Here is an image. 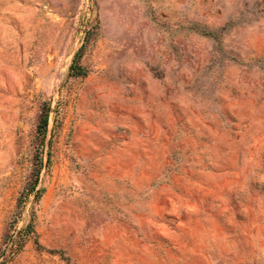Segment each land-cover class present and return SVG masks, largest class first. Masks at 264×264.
Returning a JSON list of instances; mask_svg holds the SVG:
<instances>
[{"label": "rangeland", "instance_id": "rangeland-1", "mask_svg": "<svg viewBox=\"0 0 264 264\" xmlns=\"http://www.w3.org/2000/svg\"><path fill=\"white\" fill-rule=\"evenodd\" d=\"M3 261L264 264V0H0Z\"/></svg>", "mask_w": 264, "mask_h": 264}, {"label": "trees", "instance_id": "trees-1", "mask_svg": "<svg viewBox=\"0 0 264 264\" xmlns=\"http://www.w3.org/2000/svg\"><path fill=\"white\" fill-rule=\"evenodd\" d=\"M76 58L73 60V63L70 66L69 75L72 77H83L86 75V72L76 64ZM48 126V108L45 104H43L40 114L38 116V121L36 125V132H35V140L37 149H41L44 145V138L46 135ZM38 167L36 170L31 172L29 181L23 187V190L20 193V197L18 198L17 206L20 207L23 204V199H26L27 195L32 193L36 187V183L39 176V170L41 167V159H38ZM0 264H5V262H0Z\"/></svg>", "mask_w": 264, "mask_h": 264}]
</instances>
